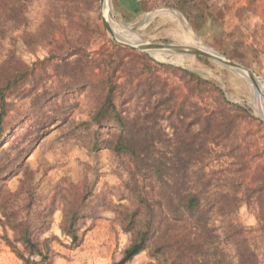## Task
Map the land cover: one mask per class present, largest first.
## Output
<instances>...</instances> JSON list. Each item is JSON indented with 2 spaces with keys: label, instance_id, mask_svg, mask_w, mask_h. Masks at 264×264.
<instances>
[{
  "label": "rangeland",
  "instance_id": "374dc122",
  "mask_svg": "<svg viewBox=\"0 0 264 264\" xmlns=\"http://www.w3.org/2000/svg\"><path fill=\"white\" fill-rule=\"evenodd\" d=\"M118 1L107 4L110 25L130 27L152 43L187 44L180 20L164 14L176 12L199 45L264 80V0H139L137 15ZM102 11L101 0H0V86L21 77L7 94L2 126L9 142L0 149V165L30 152L27 166L39 195L66 190L81 202L89 194L86 205L94 214L74 243L62 233L64 202L58 203L41 238L54 240L53 260L118 263L141 229L122 227L128 225L120 206H131L130 163L108 149L92 154L83 127L112 80L118 111L141 119V138L161 143L150 157L168 163L177 188L201 200L193 220L166 225L163 233L183 237L196 229L199 241L210 240L215 248L199 264H264V96L210 60L189 57L179 65L157 58L165 54L120 47ZM22 177L0 185V193L15 192ZM147 188L161 192L149 180ZM7 235L13 239L10 230ZM3 236L0 227V252L7 247ZM127 264L165 262L146 250Z\"/></svg>",
  "mask_w": 264,
  "mask_h": 264
},
{
  "label": "trees",
  "instance_id": "16d2710c",
  "mask_svg": "<svg viewBox=\"0 0 264 264\" xmlns=\"http://www.w3.org/2000/svg\"><path fill=\"white\" fill-rule=\"evenodd\" d=\"M118 6L131 15L143 11L142 4L134 0H123ZM19 79L20 76H15L0 86V149L9 142L2 126L7 113V94ZM104 84L102 103L89 120L83 123L84 131L91 137L89 151L96 155L101 150L108 149L115 157L125 158L130 163V181L126 184L130 200H126L131 206L128 209L120 206L126 211L124 217L128 225L127 228L122 227L128 233L141 225L136 239L115 264H127L146 250H150L154 258L165 264L169 261L170 264H199L200 256L207 250L213 252L212 249L215 248L210 240L199 241L196 229L195 234L189 233L183 237L176 230L163 233V229L169 224L177 226L181 221L193 220L200 211V198L181 192L177 188L171 166L163 163L160 158L150 157V150L161 143L155 139L149 143L146 134L140 137L144 132L141 119L128 118L119 112L115 104L113 81L109 80ZM147 116L149 118L150 114ZM29 155L30 152H21L9 163L0 165V185L20 172L23 174L15 192L0 193V227L4 231L2 239L22 264H53L54 251L51 244L54 240L42 241L41 238L50 229L58 203L64 202L62 233L74 243L79 240L77 232L80 225L94 214L86 205L89 194L84 195L81 202H74L73 196L66 190L54 192L48 198L39 195L34 175L27 166ZM148 180L160 186L161 192H150L147 188ZM117 209L120 208L114 211ZM197 228L201 229L199 226ZM7 230L13 233V239L8 237ZM200 231L202 233V229Z\"/></svg>",
  "mask_w": 264,
  "mask_h": 264
},
{
  "label": "water",
  "instance_id": "95a60500",
  "mask_svg": "<svg viewBox=\"0 0 264 264\" xmlns=\"http://www.w3.org/2000/svg\"><path fill=\"white\" fill-rule=\"evenodd\" d=\"M108 1L109 0H101L102 9ZM102 20H103V24L106 30L112 37L113 41L120 47L127 48L130 50H137V51H146L149 48H159V49L168 51L172 55L183 56L185 58H189V57L204 58V59L210 60L242 76L247 82H249V84L258 86L259 82L264 83V80L257 77L251 70L235 62L228 60L223 55H221L220 53L212 49H209L210 51H205V50H201L193 46H190L188 44H180V43H171V44L152 43V42L146 41L145 39L141 37L136 42H133L130 44L124 43L121 40V38L115 34L109 22L104 17H102Z\"/></svg>",
  "mask_w": 264,
  "mask_h": 264
},
{
  "label": "bare ground",
  "instance_id": "6f19581e",
  "mask_svg": "<svg viewBox=\"0 0 264 264\" xmlns=\"http://www.w3.org/2000/svg\"><path fill=\"white\" fill-rule=\"evenodd\" d=\"M108 3H109V1L103 7L102 14H103V17L108 22H110V20L108 19L109 15L106 12V8H107V4ZM158 14L162 15L161 12L158 13ZM164 14H166L165 16H169V17L173 18L174 20H180V22L183 24V28L185 30H187L185 32V40H186V43L188 45L193 46V47L198 48V49H201V50L210 51L208 49L203 48L201 45H199V43L195 40V38L190 35V31L188 29V26L186 25V23L184 22L185 20L183 19V17L180 14H178L176 12H172V11H167ZM111 26H112L113 31L115 32V34L119 35L122 38L121 40L124 43L129 42V44H130V43L136 42L140 38V37L136 36L135 34H133L131 32L132 30H130V27H127V26L125 27V26H122V25L114 24V23H111ZM123 39L125 41H127V42H125ZM146 52H149L152 55H159V54H163L164 55L165 54L164 56H158L157 57L160 61L171 62V63H175V64H179V65H183L186 62V58L185 57L178 56V55H172L168 51H165V50H162V49H159V48H149V49L146 50ZM250 85L252 86L253 90L254 89L257 90L260 94H262V96H264V87L263 88L261 87L260 82L258 83V86L253 85V84H250ZM258 106H259V108H261V105H259V103H258Z\"/></svg>",
  "mask_w": 264,
  "mask_h": 264
},
{
  "label": "crops",
  "instance_id": "0c3cea01",
  "mask_svg": "<svg viewBox=\"0 0 264 264\" xmlns=\"http://www.w3.org/2000/svg\"><path fill=\"white\" fill-rule=\"evenodd\" d=\"M122 1L123 0H119L118 3ZM134 1L140 2L139 0H134ZM99 241L100 242L103 241L102 237H100ZM6 249L7 247L2 248L0 252V264H21V262L17 258H15L11 252H9ZM53 264H74V263L65 261L63 257H55V259L53 260Z\"/></svg>",
  "mask_w": 264,
  "mask_h": 264
}]
</instances>
